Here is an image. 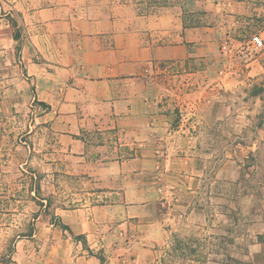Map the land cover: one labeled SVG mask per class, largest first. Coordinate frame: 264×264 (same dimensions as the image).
Returning <instances> with one entry per match:
<instances>
[{"label": "crops", "instance_id": "crops-1", "mask_svg": "<svg viewBox=\"0 0 264 264\" xmlns=\"http://www.w3.org/2000/svg\"><path fill=\"white\" fill-rule=\"evenodd\" d=\"M139 6L0 0V264H264L263 0ZM66 174L92 190L51 213Z\"/></svg>", "mask_w": 264, "mask_h": 264}, {"label": "rangeland", "instance_id": "rangeland-1", "mask_svg": "<svg viewBox=\"0 0 264 264\" xmlns=\"http://www.w3.org/2000/svg\"><path fill=\"white\" fill-rule=\"evenodd\" d=\"M130 1L140 3L139 12L153 11L156 5L166 6V5H171V4H179L180 6H183V8L185 7L184 9L186 11L190 13L194 11V14L199 16V14L203 11V3L205 0H130ZM150 5L151 7H153V9H149ZM251 19H254V17H251ZM251 34L255 35L257 33H251ZM229 66L230 67L236 66L235 59H233L232 64H228V67ZM183 69L184 68L180 70V68H177L174 65L171 67H167V68L165 67L164 68L165 72L163 71L161 74L158 75V76H161L159 77V79L162 80V83L165 86H169V88L172 87V89H176L178 87L177 90H180V92H187V89L191 86V83L189 85L187 83L192 80L193 75L187 69L185 70ZM226 69L228 68H225L224 70L226 71ZM253 90H254L253 91L254 93L255 92L263 93L264 87L257 85L256 87H254ZM229 96H232V97L235 96V92H229ZM257 125L261 126L260 128L264 130V122H261V123L258 122ZM9 139H11V137L8 138V141H10ZM66 175L71 178H67V177L62 178L61 179L62 183L58 182L51 189L50 198L47 201V205H48L47 209H49L51 213H55L57 210H59L62 207L73 208L77 206L78 204H81V196H80L81 193L83 191L92 190L93 186L91 184H83V181H79V178H77V175H71V176L68 174ZM16 176H17L16 174H13V177H16ZM35 193L37 197L42 199V195L44 193L43 187L42 186L40 187V185H37V187H35ZM46 194H48L47 188H46ZM41 205H42V202L37 199L35 202V205L30 206V215H31V219L29 220L30 225H32V221H33L32 218L37 217L36 215H38ZM182 242L184 243L185 246H189V245H193L194 243H196L197 239L192 237V238L184 239ZM178 246H180L179 251L177 250L165 251L166 253L165 257L168 263L172 262L174 255H177L178 253H181V252L186 253L181 250L182 244H180V242L178 243ZM201 256H203V252H201Z\"/></svg>", "mask_w": 264, "mask_h": 264}, {"label": "built area", "instance_id": "built-area-1", "mask_svg": "<svg viewBox=\"0 0 264 264\" xmlns=\"http://www.w3.org/2000/svg\"><path fill=\"white\" fill-rule=\"evenodd\" d=\"M264 1V0H263ZM220 49L222 52H227L230 50V45L228 40H224L220 43ZM264 49V38L260 34H255L252 36L250 40V44L248 47H246V50H250V52L257 53ZM41 109L40 106H37L36 103H34L31 106L30 114L35 116L39 110Z\"/></svg>", "mask_w": 264, "mask_h": 264}, {"label": "trees", "instance_id": "trees-1", "mask_svg": "<svg viewBox=\"0 0 264 264\" xmlns=\"http://www.w3.org/2000/svg\"><path fill=\"white\" fill-rule=\"evenodd\" d=\"M48 206V205H47Z\"/></svg>", "mask_w": 264, "mask_h": 264}]
</instances>
